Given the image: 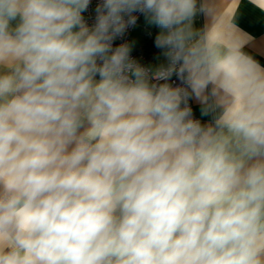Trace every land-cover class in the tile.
Instances as JSON below:
<instances>
[{
	"label": "clouds",
	"instance_id": "obj_1",
	"mask_svg": "<svg viewBox=\"0 0 264 264\" xmlns=\"http://www.w3.org/2000/svg\"><path fill=\"white\" fill-rule=\"evenodd\" d=\"M196 12L0 0V264H264V66Z\"/></svg>",
	"mask_w": 264,
	"mask_h": 264
},
{
	"label": "crops",
	"instance_id": "obj_2",
	"mask_svg": "<svg viewBox=\"0 0 264 264\" xmlns=\"http://www.w3.org/2000/svg\"><path fill=\"white\" fill-rule=\"evenodd\" d=\"M193 29L197 38L215 36L222 44L239 49L264 66V0H197ZM145 32L147 29L143 26L131 32L129 44L133 51L143 49L147 40ZM150 49L153 51L148 59L151 65L155 63L156 50L153 46ZM214 115L215 111L209 109L204 119Z\"/></svg>",
	"mask_w": 264,
	"mask_h": 264
},
{
	"label": "built area",
	"instance_id": "obj_3",
	"mask_svg": "<svg viewBox=\"0 0 264 264\" xmlns=\"http://www.w3.org/2000/svg\"><path fill=\"white\" fill-rule=\"evenodd\" d=\"M130 35H131V32L129 33V35L126 37V40L127 42L129 43V39H130ZM145 38L149 39L151 38L149 35H148V32H145ZM133 55L138 57L139 60L141 61L142 64L148 66L150 65L148 59H147V56L139 51H133ZM209 121H211L212 118H208Z\"/></svg>",
	"mask_w": 264,
	"mask_h": 264
},
{
	"label": "trees",
	"instance_id": "obj_4",
	"mask_svg": "<svg viewBox=\"0 0 264 264\" xmlns=\"http://www.w3.org/2000/svg\"><path fill=\"white\" fill-rule=\"evenodd\" d=\"M151 42H152V39L145 40L143 43V49L139 50V52H141L147 56V59H150L149 54L153 53L152 49H150L153 46V43H151Z\"/></svg>",
	"mask_w": 264,
	"mask_h": 264
}]
</instances>
